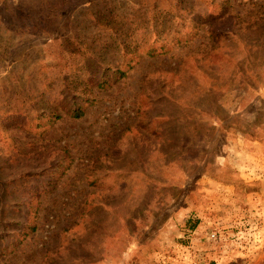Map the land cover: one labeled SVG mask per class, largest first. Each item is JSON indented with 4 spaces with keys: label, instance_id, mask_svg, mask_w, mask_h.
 Returning a JSON list of instances; mask_svg holds the SVG:
<instances>
[{
    "label": "rangeland",
    "instance_id": "1",
    "mask_svg": "<svg viewBox=\"0 0 264 264\" xmlns=\"http://www.w3.org/2000/svg\"><path fill=\"white\" fill-rule=\"evenodd\" d=\"M0 264H264V0H0Z\"/></svg>",
    "mask_w": 264,
    "mask_h": 264
},
{
    "label": "trees",
    "instance_id": "2",
    "mask_svg": "<svg viewBox=\"0 0 264 264\" xmlns=\"http://www.w3.org/2000/svg\"><path fill=\"white\" fill-rule=\"evenodd\" d=\"M172 9H174V11H182V10H179V2H176V3H174V5H172V6H170ZM156 8V7H155ZM157 9H159V8H157ZM170 12H171V10H169ZM101 16V15H100ZM99 18L100 17H96V19L97 20H99ZM197 34V33H196ZM195 34V35H196ZM147 35H148V33H147ZM151 52H154V50H152V49H149L146 53H145V55H147V56H149V55H151ZM117 76H118V78L120 79V78H122V77H124L125 76V71H121V70H116V73H115ZM104 84H106V81H102V82H100V81H98L97 82V86L99 87H102ZM83 114V112H81V111H76V113H74V115H75V117L77 118V117H80L81 115Z\"/></svg>",
    "mask_w": 264,
    "mask_h": 264
}]
</instances>
